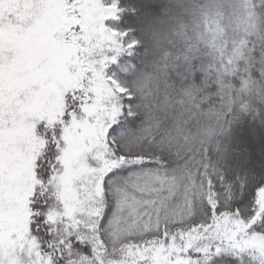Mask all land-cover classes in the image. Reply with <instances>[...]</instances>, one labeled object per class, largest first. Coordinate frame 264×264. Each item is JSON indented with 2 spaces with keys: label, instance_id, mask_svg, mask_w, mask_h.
<instances>
[{
  "label": "snow or ice",
  "instance_id": "obj_1",
  "mask_svg": "<svg viewBox=\"0 0 264 264\" xmlns=\"http://www.w3.org/2000/svg\"><path fill=\"white\" fill-rule=\"evenodd\" d=\"M186 7L139 95L119 0H0V264H264V164L213 159L264 102V0Z\"/></svg>",
  "mask_w": 264,
  "mask_h": 264
},
{
  "label": "trees",
  "instance_id": "obj_2",
  "mask_svg": "<svg viewBox=\"0 0 264 264\" xmlns=\"http://www.w3.org/2000/svg\"><path fill=\"white\" fill-rule=\"evenodd\" d=\"M110 3L111 0H105ZM119 7L123 11L117 17L108 19L107 25L121 32H127L125 40H139L140 44L132 53H124L117 62L109 66V71L115 73V77L124 84L133 77L125 69L140 70L145 68V58L152 44L146 34V27L150 20L165 17L159 4L147 3L146 0H119ZM256 111L243 112L237 110V117L233 121L229 131L221 136V149L214 152L213 159L218 163L225 176L229 179L236 175L251 174L253 170H259L264 164L263 158L257 153L250 154L251 147L257 149L251 139L250 132H264V102L256 101ZM135 119V118H130ZM138 119L130 124L135 127ZM248 140V141H247ZM264 156V145L259 149ZM249 152V159L245 155ZM237 154V155H236ZM239 158V159H238ZM225 264H240L231 256H222ZM247 259V257H245Z\"/></svg>",
  "mask_w": 264,
  "mask_h": 264
},
{
  "label": "clouds",
  "instance_id": "obj_3",
  "mask_svg": "<svg viewBox=\"0 0 264 264\" xmlns=\"http://www.w3.org/2000/svg\"><path fill=\"white\" fill-rule=\"evenodd\" d=\"M150 2L159 4L166 16L150 20L146 27V34L152 47L146 55L145 68L125 69L133 78L124 85L131 88L134 94L139 95H144L145 89L158 79L160 64L167 47L165 41L178 33L182 25L194 22V18L188 15L189 9L186 7L192 0H150Z\"/></svg>",
  "mask_w": 264,
  "mask_h": 264
},
{
  "label": "rangeland",
  "instance_id": "obj_4",
  "mask_svg": "<svg viewBox=\"0 0 264 264\" xmlns=\"http://www.w3.org/2000/svg\"><path fill=\"white\" fill-rule=\"evenodd\" d=\"M146 2L147 3H151L150 2V0H146ZM105 3L107 4L108 2H106L105 1ZM110 18H113V17H109L108 19H110ZM107 19V20H108ZM106 20V21H107ZM105 21V24L107 25V22ZM108 26V25H107ZM246 136H249L248 138H250L252 141V143H254L255 144V146H257V149H256V147L255 148H252L251 147V150H250V154H251V152L252 153H257L258 155H259V157H261V158H263V160H264V156L262 155V153H261V151L259 150L260 149V145L261 144H263L264 145V132H263V134L262 133H257V132H250V134L249 135H246ZM248 141V140H247ZM237 155V154H236ZM249 152H247V154L245 155V157H243V158H245L246 160H248L249 159ZM239 159V158H238Z\"/></svg>",
  "mask_w": 264,
  "mask_h": 264
}]
</instances>
